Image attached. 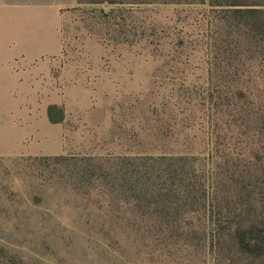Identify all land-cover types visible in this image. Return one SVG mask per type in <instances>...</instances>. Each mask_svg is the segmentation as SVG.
<instances>
[{
	"label": "rangeland",
	"instance_id": "rangeland-1",
	"mask_svg": "<svg viewBox=\"0 0 264 264\" xmlns=\"http://www.w3.org/2000/svg\"><path fill=\"white\" fill-rule=\"evenodd\" d=\"M6 1L0 264H264V14L65 0L31 61Z\"/></svg>",
	"mask_w": 264,
	"mask_h": 264
},
{
	"label": "crops",
	"instance_id": "crops-1",
	"mask_svg": "<svg viewBox=\"0 0 264 264\" xmlns=\"http://www.w3.org/2000/svg\"><path fill=\"white\" fill-rule=\"evenodd\" d=\"M65 0H7L5 3L17 7L18 10L16 13L15 19L18 21V24L21 26V30L23 32L22 38L18 39L25 46V49L22 50L19 54L24 58L31 61H37L41 56V58L54 57L60 54L62 49V42L59 34V28L61 24V9L64 5ZM40 28L41 30L45 28V30L51 31V35L49 40H47L44 36H32L29 32H31V28ZM46 27L48 29H46ZM48 47H51L53 50L48 52ZM44 53V54H43ZM13 56H1L0 55V67L1 61H10L13 60ZM12 71V70H11ZM10 71V72H11ZM11 81L9 80L8 75L3 76L0 70V88L1 86L5 89H8L11 85ZM47 101V100H46ZM48 102L44 105V114H40V118H45L46 122H48ZM5 111V114L9 117L12 116L15 118H26L27 111H16V104L11 101L9 98H1L0 94V109ZM15 112V113H14ZM49 124V123H48ZM58 131V128H56ZM60 131V130H59ZM61 132V131H60ZM57 139V138H56ZM12 142L5 141L0 145V156L11 155L17 151H13ZM55 151H59L61 146L56 144L53 146ZM40 151L34 152H24L29 154H36ZM23 153V152H22Z\"/></svg>",
	"mask_w": 264,
	"mask_h": 264
},
{
	"label": "trees",
	"instance_id": "trees-1",
	"mask_svg": "<svg viewBox=\"0 0 264 264\" xmlns=\"http://www.w3.org/2000/svg\"><path fill=\"white\" fill-rule=\"evenodd\" d=\"M209 2L215 5L234 7L237 12H245L253 14V16L264 14V0H209ZM56 108L57 106L49 108L51 121H56L52 116V110Z\"/></svg>",
	"mask_w": 264,
	"mask_h": 264
}]
</instances>
